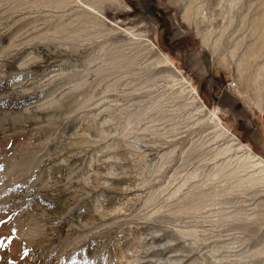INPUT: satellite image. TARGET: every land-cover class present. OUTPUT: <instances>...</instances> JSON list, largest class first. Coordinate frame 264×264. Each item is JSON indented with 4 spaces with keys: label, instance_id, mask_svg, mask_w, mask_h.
<instances>
[{
    "label": "rangeland",
    "instance_id": "obj_1",
    "mask_svg": "<svg viewBox=\"0 0 264 264\" xmlns=\"http://www.w3.org/2000/svg\"><path fill=\"white\" fill-rule=\"evenodd\" d=\"M0 264H264V0H0Z\"/></svg>",
    "mask_w": 264,
    "mask_h": 264
},
{
    "label": "bare ground",
    "instance_id": "obj_2",
    "mask_svg": "<svg viewBox=\"0 0 264 264\" xmlns=\"http://www.w3.org/2000/svg\"><path fill=\"white\" fill-rule=\"evenodd\" d=\"M159 55H160V57H163L165 60H166V62H168L169 63V65H171V66H173V64H172V61H171V59L165 54V53H162V52H157ZM235 144H236V146H241V142H235ZM249 154H251V152H249ZM250 157V156H249ZM253 158H254V156H253ZM258 160V164H262L263 163V159H259V158H257ZM255 162V161H254Z\"/></svg>",
    "mask_w": 264,
    "mask_h": 264
}]
</instances>
